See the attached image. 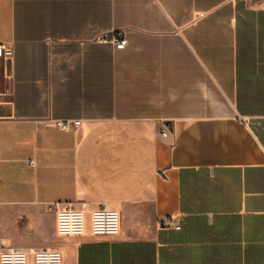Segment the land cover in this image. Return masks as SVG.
Segmentation results:
<instances>
[{
  "label": "crops",
  "instance_id": "crops-1",
  "mask_svg": "<svg viewBox=\"0 0 264 264\" xmlns=\"http://www.w3.org/2000/svg\"><path fill=\"white\" fill-rule=\"evenodd\" d=\"M0 43V254L264 264V0H0ZM67 204L84 235H58Z\"/></svg>",
  "mask_w": 264,
  "mask_h": 264
},
{
  "label": "built area",
  "instance_id": "built-area-1",
  "mask_svg": "<svg viewBox=\"0 0 264 264\" xmlns=\"http://www.w3.org/2000/svg\"><path fill=\"white\" fill-rule=\"evenodd\" d=\"M101 43H111L117 49H124L128 43L125 30H119L111 38L102 35L98 38ZM12 48L0 43V75L3 69L7 70L8 62L13 57ZM2 94H0V98ZM79 120H54V125L61 130H70L78 126ZM168 130L164 127L162 134L166 136ZM160 226L181 229L178 216H165L159 221ZM86 229V214L72 204L61 207L57 213V233L62 237H79ZM92 231L96 236L115 237L121 232V217L118 211L106 206L92 212ZM34 264H64L60 251L52 248H43L33 253ZM0 264H30L29 254L18 248H6L0 254Z\"/></svg>",
  "mask_w": 264,
  "mask_h": 264
}]
</instances>
